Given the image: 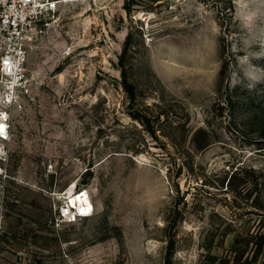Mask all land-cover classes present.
Wrapping results in <instances>:
<instances>
[{"label":"rangeland","instance_id":"374dc122","mask_svg":"<svg viewBox=\"0 0 264 264\" xmlns=\"http://www.w3.org/2000/svg\"><path fill=\"white\" fill-rule=\"evenodd\" d=\"M28 47L0 264H264V0H71Z\"/></svg>","mask_w":264,"mask_h":264},{"label":"built area","instance_id":"2783aa9c","mask_svg":"<svg viewBox=\"0 0 264 264\" xmlns=\"http://www.w3.org/2000/svg\"><path fill=\"white\" fill-rule=\"evenodd\" d=\"M70 0H0V162L9 159L14 112L30 90L28 38L32 25ZM1 173L3 166L0 165ZM81 217V216H80Z\"/></svg>","mask_w":264,"mask_h":264},{"label":"bare ground","instance_id":"6f19581e","mask_svg":"<svg viewBox=\"0 0 264 264\" xmlns=\"http://www.w3.org/2000/svg\"><path fill=\"white\" fill-rule=\"evenodd\" d=\"M72 1H76V0H72ZM76 185L77 182H74L72 186L67 188V190L64 193L60 192V196H63L64 198L67 199L66 202L67 205L64 207V213L67 215L66 220L73 218V215L76 216V220H77V216L79 215H77L78 213L74 211L75 208L73 206L80 209L79 213L80 216L82 217H89L94 214L95 207L90 193L84 192L85 189H83L80 192L76 191L75 190ZM72 200L75 201L70 203ZM68 212H70V214H68Z\"/></svg>","mask_w":264,"mask_h":264},{"label":"clouds","instance_id":"9594fccd","mask_svg":"<svg viewBox=\"0 0 264 264\" xmlns=\"http://www.w3.org/2000/svg\"><path fill=\"white\" fill-rule=\"evenodd\" d=\"M74 211H75L76 213H78V214H79V212H80V209L76 207V208L74 209ZM78 214H77V215H78Z\"/></svg>","mask_w":264,"mask_h":264}]
</instances>
